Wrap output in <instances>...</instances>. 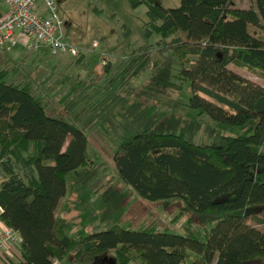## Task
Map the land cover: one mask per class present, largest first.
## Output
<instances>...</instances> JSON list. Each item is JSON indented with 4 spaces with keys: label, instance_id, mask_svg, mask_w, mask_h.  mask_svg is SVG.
<instances>
[{
    "label": "trees",
    "instance_id": "16d2710c",
    "mask_svg": "<svg viewBox=\"0 0 264 264\" xmlns=\"http://www.w3.org/2000/svg\"><path fill=\"white\" fill-rule=\"evenodd\" d=\"M129 1L133 8L147 5L144 33L162 37L158 52L165 64L179 60L181 78L191 83L190 107L221 123L255 120V126L250 134H216L205 145L171 131L126 133L114 153L118 176L148 201L181 199L187 211L217 221L204 236L163 232L155 221L140 229L113 225L66 234L69 224L58 209L67 176L90 162L88 135L49 115L42 96L29 84L8 83L0 69V221L22 239L0 264H60L69 255L93 264L112 249L120 264L264 263V84L230 67L264 76V0L245 8L234 7V0H181L178 7ZM84 53L68 56L84 67ZM150 60V47H138L112 81L97 83L113 67L108 61L101 76L92 71L75 89L83 85V100L105 87L124 89L126 67L138 75Z\"/></svg>",
    "mask_w": 264,
    "mask_h": 264
},
{
    "label": "rangeland",
    "instance_id": "374dc122",
    "mask_svg": "<svg viewBox=\"0 0 264 264\" xmlns=\"http://www.w3.org/2000/svg\"><path fill=\"white\" fill-rule=\"evenodd\" d=\"M157 1L165 7H178L181 2ZM56 2L58 13L66 22L68 40L88 54L84 53L85 66L73 64L75 57L54 55L45 46L30 50L18 42L0 47V69L7 70L8 83L29 84L42 96L48 103L49 115L65 117L88 135L90 162L67 176V193L58 209L69 224L66 234H88L113 225L140 229L155 221L157 229L163 232L204 236L217 218L192 214L181 199L151 202L142 198L118 176L114 161L117 145L122 135L144 130L184 134L192 142L205 145L219 133L250 134L255 120L246 125H228L190 107L191 83L181 78L179 60L165 64V58L158 52L162 37H147L144 33L146 4L133 8L129 0ZM249 3L250 0H234L233 6L245 8ZM4 10V1L0 0V12ZM125 26L130 29L129 35ZM95 44L97 47L88 50ZM141 46L150 47L151 60L138 75L134 74L133 66L126 67L128 84L124 89L105 87L99 95L80 99L85 93L79 83L75 89L77 81L87 80L99 63L98 72L102 75L105 64L111 61L113 67L108 74L97 80L105 85L123 70V60ZM105 55L107 59H103ZM230 67L264 84V76L234 63ZM60 264L82 263H75L73 255H69ZM93 264L120 263L116 250L112 249L98 256Z\"/></svg>",
    "mask_w": 264,
    "mask_h": 264
},
{
    "label": "built area",
    "instance_id": "2783aa9c",
    "mask_svg": "<svg viewBox=\"0 0 264 264\" xmlns=\"http://www.w3.org/2000/svg\"><path fill=\"white\" fill-rule=\"evenodd\" d=\"M3 1L6 12L0 15V47L22 42L30 50L45 46L54 55L78 56L85 52L68 40L66 22L58 13L56 0ZM95 47L96 44L88 50ZM1 213L0 206V216ZM21 240L17 231L0 221V256L9 251L11 246L19 245Z\"/></svg>",
    "mask_w": 264,
    "mask_h": 264
},
{
    "label": "crops",
    "instance_id": "0c3cea01",
    "mask_svg": "<svg viewBox=\"0 0 264 264\" xmlns=\"http://www.w3.org/2000/svg\"><path fill=\"white\" fill-rule=\"evenodd\" d=\"M6 12V7H5V10L4 11H2V12H0V15L1 14H3V13H5ZM26 48V47H25ZM85 54H86V56L88 55L87 54V52H85ZM60 55H64V54H60ZM107 56L108 55H105L104 57H103V59H107ZM102 59V63H103V60ZM100 66H101V63H99V64H97L96 66H95V68L92 70L93 72H95V73H99L100 75L99 76H101V73L100 72H98V69L100 68ZM62 201V200H61ZM61 204V203H60ZM60 215H61V213H60ZM61 216H63V215H61Z\"/></svg>",
    "mask_w": 264,
    "mask_h": 264
}]
</instances>
